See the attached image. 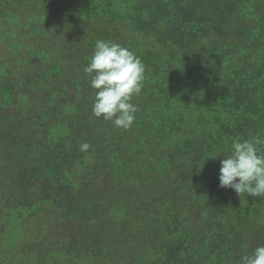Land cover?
Listing matches in <instances>:
<instances>
[{"label":"trees","instance_id":"trees-1","mask_svg":"<svg viewBox=\"0 0 264 264\" xmlns=\"http://www.w3.org/2000/svg\"><path fill=\"white\" fill-rule=\"evenodd\" d=\"M100 39L144 65L127 130L92 114ZM257 134L264 0H0V264H237L264 197L220 161Z\"/></svg>","mask_w":264,"mask_h":264},{"label":"clouds","instance_id":"clouds-1","mask_svg":"<svg viewBox=\"0 0 264 264\" xmlns=\"http://www.w3.org/2000/svg\"><path fill=\"white\" fill-rule=\"evenodd\" d=\"M83 71L91 77L90 87L98 90L92 101L93 116L110 120L117 128L129 129L138 111L131 100L143 87L141 60L126 47L100 39ZM90 147L82 143L80 150L87 151ZM218 179L220 187L230 188L238 195L264 197V136L234 138L230 154L220 161ZM237 264H264V245L257 246L250 255L241 256Z\"/></svg>","mask_w":264,"mask_h":264},{"label":"rangeland","instance_id":"rangeland-1","mask_svg":"<svg viewBox=\"0 0 264 264\" xmlns=\"http://www.w3.org/2000/svg\"><path fill=\"white\" fill-rule=\"evenodd\" d=\"M30 229H32V228H30ZM33 229H34V228H33ZM34 230H37L36 227H35ZM55 233H56V234H55ZM52 234H55L53 239H56V238L58 237V235H59V232H57V231H53ZM62 236L64 237L65 235H62Z\"/></svg>","mask_w":264,"mask_h":264}]
</instances>
